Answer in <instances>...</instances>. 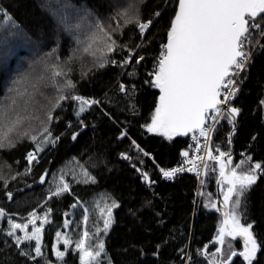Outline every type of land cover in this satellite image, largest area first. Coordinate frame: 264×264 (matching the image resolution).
Wrapping results in <instances>:
<instances>
[{
  "label": "trees",
  "instance_id": "16d2710c",
  "mask_svg": "<svg viewBox=\"0 0 264 264\" xmlns=\"http://www.w3.org/2000/svg\"><path fill=\"white\" fill-rule=\"evenodd\" d=\"M177 5L178 0H0V107L15 95L8 92L12 87L31 99L29 118L21 126L8 132L0 122V136L7 133L15 145L5 141L0 148V264H82L74 250L57 259L54 241L71 205L79 199L91 208L90 197L103 191L119 203L105 239L112 264H247L239 255L226 259L229 251H244L241 241L227 235L216 252L223 222L216 202L219 166L208 170L200 187L189 172L166 181L143 151L172 166L186 149L188 135L168 139L147 131L160 95L148 71L167 41ZM150 20L141 35L137 25ZM258 22L262 29L253 30L252 43L259 45L229 103L240 111L234 139L227 113L212 139L224 153L234 145L238 173L257 163L264 168V36L259 34L264 18ZM4 53H10L6 64ZM56 71L61 76H54ZM69 80L75 87L66 86ZM78 95L99 99L100 105L85 104L81 112L80 101L60 100ZM48 133L54 143L43 142ZM29 153L37 157L31 164ZM72 158L95 181L52 195L46 189L49 175ZM256 175L238 214L242 225L252 224L253 264H264V173ZM46 209L50 221L37 256L33 240L17 244L8 235L7 218L25 222L29 213Z\"/></svg>",
  "mask_w": 264,
  "mask_h": 264
},
{
  "label": "snow or ice",
  "instance_id": "6c2138e0",
  "mask_svg": "<svg viewBox=\"0 0 264 264\" xmlns=\"http://www.w3.org/2000/svg\"><path fill=\"white\" fill-rule=\"evenodd\" d=\"M155 15L159 16L160 13L157 12ZM258 18H264V0H178L177 9L167 32V43L163 45L156 70L152 73L154 87L159 89L160 95L151 123L147 126L148 132H159L171 139L173 135H188L194 130H199L200 136L207 137L208 132L212 130L208 121L218 122L217 117L221 113L220 106L226 105L236 94L237 89L230 87L235 85V81L231 77L243 70L247 62L248 56L243 48L245 42L249 41L251 31L262 29ZM151 23L150 20L137 25L141 35L149 29ZM259 34L264 36V30H261ZM112 43L114 44L115 41ZM109 50H111V46H109ZM9 59L10 53H4L5 64ZM142 59L143 57H140V60ZM100 66L103 67L104 65L101 64ZM233 68L237 71L233 72ZM61 74L59 71L53 73L57 77ZM19 82L17 79L13 81V84ZM66 86L75 87L70 80ZM222 88L228 90L223 99L220 98ZM8 92L15 93V95L7 97L10 103L0 107V122H3L4 126L8 128V132H12L13 129L21 126L29 118L28 108L31 105V99L24 98V93L15 87L9 88ZM64 99L80 101L81 112L84 111L83 105L93 103L78 96L60 97V100ZM212 113L216 115H212ZM238 114L239 110L231 107L227 109L226 118L231 120ZM48 119L51 121V114H49ZM50 136L51 133H48L43 142L46 144L54 143L50 140ZM31 139L35 140L36 137L32 136ZM193 139L196 137L193 136ZM5 141L8 142V146H15L8 134L4 133L0 136V148L5 146ZM133 143L135 142L133 141ZM217 152L218 155H213L211 151H208L207 156L210 160L219 162V175L221 177L219 182L227 185L226 191L223 192V206L226 210L223 212L218 242L223 245L226 235L233 238L243 236L245 240L244 251L239 253L229 251L226 259L231 261V257L239 255L248 264H252L257 252V242L251 232L252 224L244 226L240 223L238 210L241 206V198L257 181V170L264 173V168L257 163L246 173H238L237 168L240 167L238 164L226 172V169L233 163L232 159L227 153L219 152L218 149ZM144 154L148 155L147 153ZM183 155L187 157L188 153L184 152ZM225 157L227 159H224ZM124 158L127 159L126 156ZM27 159L31 164L35 156L29 153ZM197 159L202 160L203 157H197ZM188 163L193 164V168L196 167L193 161L190 160ZM243 163L241 161V164ZM183 170L165 171L161 169V172L164 177L170 178L176 172ZM143 175L147 180V173ZM41 180L43 182V177ZM67 191H69V185L63 183L62 186L57 187L52 195H60ZM9 197L11 198V194ZM116 206L118 205L113 204V207ZM212 207L215 208L216 205L213 204ZM2 215L4 213L0 210V216ZM106 215L107 217L111 216V208L107 210ZM35 219V213H33L29 223L34 224ZM109 227L110 220L106 218L104 228L108 229ZM27 228V223H11L12 231L8 232V235L13 236L16 230L24 231ZM40 231V228H35L31 235L26 233L24 236L25 240L35 239L37 241L35 246L37 256L42 254L39 244ZM88 236V232L84 231V238L76 245L81 252L82 264H92L103 252L102 243L97 245L95 252L87 247L86 238ZM16 242L17 244L21 243L19 236L16 237ZM64 244L68 245L69 241L65 239ZM216 252L220 253L221 249L217 248ZM56 255L58 258H62L65 253L57 251ZM215 255L213 253L214 257ZM85 257L89 258L87 262ZM210 264H217V262L212 261ZM218 264H225V261L220 260Z\"/></svg>",
  "mask_w": 264,
  "mask_h": 264
},
{
  "label": "rangeland",
  "instance_id": "374dc122",
  "mask_svg": "<svg viewBox=\"0 0 264 264\" xmlns=\"http://www.w3.org/2000/svg\"><path fill=\"white\" fill-rule=\"evenodd\" d=\"M78 97H80V95H78ZM36 158L37 157L35 156V159ZM213 167L214 165L212 163L208 165L205 175L200 184L201 186L203 185L204 179L207 176L208 170L215 171ZM93 181H95L94 176L91 175L86 168L81 166L76 159L72 158L67 162H65L58 169L54 170L49 175L47 179L46 189L54 193L57 190L58 186H62L63 183H67L69 185V191H71L73 185L79 183H89ZM90 201L92 203L91 208H89L88 205H86L84 202L78 199V201L72 204L71 207L65 212V221L63 225V230L59 233V235H57L53 246L54 254L57 259L60 260L64 259L70 250H74L80 253V260H81V252L80 249L76 247V245L82 238H84L83 237L84 231H87L89 236L88 238H86V245L91 251L95 252L97 250V245H99L100 243L103 244V252L92 263L112 264L111 259L105 247V239L113 226L114 210L119 206V203L114 197H111L108 193H106V191L93 195L92 197H90ZM113 204L118 206L113 207ZM109 208H111V216L107 217L106 214ZM49 210L50 209H46L43 211L34 210L33 212L27 215V220L25 222L24 221L20 222L16 219H13L12 216L10 215L7 218L8 232L12 231L11 223H19V224L27 223L28 228L26 230L21 231L18 229L15 231V234L13 235V238L15 240L16 237L19 236L21 238V243H22L24 241H31L24 239L26 233L28 235H31L35 228H40L41 231L39 234V244L41 248L44 228L50 221ZM102 210H103V214H102ZM33 213H35V217H36L34 224L29 223V220L32 218ZM106 218L110 220V227L108 229L104 228V220ZM2 219H3V215L0 216V221ZM65 239L69 241L68 245L64 244ZM216 239L218 240V236ZM32 240L35 242V244L37 243L35 239ZM220 249L222 250V244H220ZM57 251L64 252L65 255L62 258H58L56 255ZM88 260L89 258L85 257V261L87 262Z\"/></svg>",
  "mask_w": 264,
  "mask_h": 264
},
{
  "label": "built area",
  "instance_id": "2783aa9c",
  "mask_svg": "<svg viewBox=\"0 0 264 264\" xmlns=\"http://www.w3.org/2000/svg\"><path fill=\"white\" fill-rule=\"evenodd\" d=\"M147 22V21H145ZM152 24V23H151ZM151 26V25H150ZM147 31V30H146ZM146 31L144 32V34H146ZM252 32L251 31V35L249 38V41H246L244 44V48L243 51L247 54L248 59L247 62L245 63V66L243 68V70L239 71L236 75L232 76L231 79H233L235 81V85L234 86H230V87H235L237 89L239 81L243 75V73L245 72V70L249 67V64L253 58V55L259 45V43L257 45L254 46V44L252 43ZM167 43V41H163L161 43V47H160V52L156 58V60L153 63V67L152 69H150L148 72L150 75H152V73L156 70V65H157V61L158 58L161 55L162 52V48L163 45H165ZM233 72H236L237 70L235 68L232 69ZM222 95H221V99L224 98V95L227 94V89L222 88ZM80 98H82L83 100H87L89 102H93V103H89V106L92 105H100V101L99 99H95L92 96H84V95H80ZM232 100V98L229 100V102L226 105H229L230 101ZM226 105H221V113L220 115L217 117V121L218 122H213L211 120L208 121V124L211 126L212 130L210 132H208L207 137L204 136H200L199 134V130H194L193 132H190L188 134V139H187V144H186V149L184 150V152L188 153V156L185 157L184 155H182L179 160L176 162L175 165L172 166H164L161 163L158 162V160L155 157V154L152 151L149 150H143L145 153H147L148 157L155 163L156 165V169L160 175L161 178L165 179L166 181H172L174 180L178 175H180L181 173L184 172H189L192 175H194L197 179H198V184L200 187V184L202 182V179L205 175V172L207 170V167L210 163H212L214 165L213 169L216 170L217 167L219 166V162L214 161V160H210L207 156V152L211 151L213 155H218L217 149L219 150V152H223V150L220 147H213L212 145V139L214 136V133L222 119V117L224 116V114L226 113ZM212 115H216L215 113H212ZM193 136L196 137V139H193ZM197 149H199V151H197ZM183 152V153H184ZM197 157H203V159H197ZM193 161L194 164L196 165L195 168H193V164L188 163V161ZM205 165H207V167H205ZM161 169L165 170V171H170L173 169H184L183 171H179L176 172L174 176L170 177V178H166L163 176ZM188 169H193L191 171H189Z\"/></svg>",
  "mask_w": 264,
  "mask_h": 264
},
{
  "label": "water",
  "instance_id": "95a60500",
  "mask_svg": "<svg viewBox=\"0 0 264 264\" xmlns=\"http://www.w3.org/2000/svg\"><path fill=\"white\" fill-rule=\"evenodd\" d=\"M221 98V97H220ZM231 107H234V106H232V105H226V111H227V109H229V108H231ZM236 108V107H235ZM238 109V108H237ZM239 110V109H238ZM239 113H240V111H239ZM232 120V123H233V130H232V135H231V141H233V139H234V136H235V133H236V129H237V126H238V120H239V114L238 115H236L235 117H234V119H231ZM189 134V133H188ZM234 145L232 146V149H231V151L230 152H227V154L231 157V159H232V162L234 161ZM126 157H128V156H126ZM224 159H227V157H225ZM233 167V163H232V165H230L229 166V168L228 169H226V172L227 171H229L230 170V168H232ZM138 171L140 172V173H142V174H144V173H147V172H145V171H142L141 170V168H138ZM221 180V177H220V175H219V177H218V180H217V200H216V202H217V209H218V211H219V213L221 214V216H222V218H223V212L226 210L225 208H224V206H223V184L222 183H220L219 181ZM147 181L148 182H151V177H150V175L147 173ZM226 191V190H225ZM231 238H233V237H231ZM233 239H236V240H239V241H241L242 243H243V245H244V248H245V240H244V237L243 236H236V237H234ZM255 256H256V254H255ZM254 259H255V257H254ZM254 259H253V261H254ZM253 261H252V264H253ZM246 263L248 264V262L246 261Z\"/></svg>",
  "mask_w": 264,
  "mask_h": 264
}]
</instances>
